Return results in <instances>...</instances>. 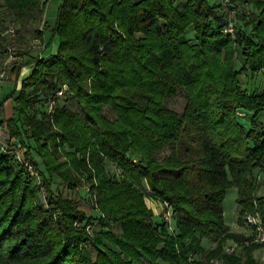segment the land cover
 <instances>
[{
	"label": "trees",
	"instance_id": "obj_1",
	"mask_svg": "<svg viewBox=\"0 0 264 264\" xmlns=\"http://www.w3.org/2000/svg\"><path fill=\"white\" fill-rule=\"evenodd\" d=\"M47 1L0 0V7L19 22L18 38L30 26L42 37L34 22ZM229 19L233 30L225 33ZM41 28L48 42L57 37L55 52L34 57L31 74L2 98L13 100L5 121L10 142H30L17 163L0 145V264H133L142 257L190 264L203 239L216 241L207 261L260 264L254 250L263 244L230 231L221 202L235 186L239 217L255 207L264 222V193H257L264 184L257 179L264 169V84L255 89L240 80L264 67V0H79L72 9L61 0ZM4 29L0 19L2 53L12 44ZM63 84L81 112L59 104L60 96L47 111L45 102ZM179 89L181 114L164 101ZM105 105L113 118L103 114ZM25 159L41 184L33 183ZM56 181L64 188L55 189ZM85 186L87 196L79 190ZM145 194L171 210V230L150 222ZM89 201L97 216L85 210ZM228 241L240 251H226Z\"/></svg>",
	"mask_w": 264,
	"mask_h": 264
},
{
	"label": "rangeland",
	"instance_id": "obj_2",
	"mask_svg": "<svg viewBox=\"0 0 264 264\" xmlns=\"http://www.w3.org/2000/svg\"><path fill=\"white\" fill-rule=\"evenodd\" d=\"M60 1L61 0H48L47 1L44 14L41 17L42 20H39L38 22H34V24L36 25V27L38 29H40V30L42 29L41 27H42L43 21H46V20L51 21L52 20L53 10L56 8L57 3H60ZM66 2H67L68 8L72 9V8L76 7L79 0H66ZM238 6H239V8H244V7H241L242 6L241 2L238 3ZM12 16L13 15L10 14V12L5 8L4 5L0 7V19H2L4 21V23H6V28L11 23H14L16 26L15 29L17 30L19 27V22L15 21ZM16 30L14 31L13 34H9L6 31H4L6 37H8L9 41H11L12 44L9 45V49L7 52H5V53L0 52V69H4L6 66H8L5 62H6L7 55H8L9 51L17 54V57L14 59V60H17V58H20V55H18V53H17L19 51V48L24 49V50H29L32 48V46H33V48L35 47L38 50L43 48V44H44L43 41L38 42L37 39H35L36 41H34L33 38L36 34H34L35 31H33L31 29V26H30V28H26L23 32H21L19 38L17 37ZM187 36L190 40L194 39L195 36H194L193 25H190L188 27ZM240 54H241L240 53V47H237V58L238 59L241 58ZM236 63L238 66L240 65V62L237 61ZM240 76H241L240 80H241V83L243 85H247L250 87L252 86V87H255V89L259 88L264 84V67L254 71V72L251 69H249V70H247L246 73H241ZM1 77H4V76L2 75ZM164 101H165V104L169 108H172L173 110H175L179 114H181L183 107H185L184 106V104H185L184 91L182 89H179L174 94L172 93V95L166 96ZM59 104H66L69 108H71L73 110H78L81 112L80 107L76 104L74 98L69 93L61 95V97L59 98ZM102 112L108 118L114 117V113H113L111 107L108 105H105L103 107ZM258 118L260 119L261 122L264 123V113H261ZM11 141L12 142H10L9 138L7 140L5 139L4 141L2 140L0 142V145L6 146L8 149L10 148L9 151L11 153L10 155H12V160H14V162L17 163L20 161L21 157L25 156L24 147L28 145L30 140L26 139L25 144H24L25 146L20 145L18 142H16L13 139ZM168 151H169L168 148H165L162 151L160 150V152L157 154V157L160 158L163 154L167 153ZM29 157L34 162L39 160L33 150L30 152ZM106 166H107V169L110 172V174H116V172H118V169L114 163H112L110 161H106ZM257 173H258L257 179L259 181H261V180L264 181V169L257 171ZM57 179L58 178L56 177V180ZM40 181H41V178H39V176H37L34 178L33 183L36 184V182H37V184H41ZM143 185L146 186L145 182L143 183ZM53 187L55 189H63L64 188V186L62 184H60L58 181H56L53 184ZM140 188L143 190V187H140ZM79 190H80L81 194H84V196H87L86 195L87 194L86 193V190H87L86 186L79 188ZM36 191L38 193L37 196L39 197L40 202L43 203L44 205H46V197H45L46 193L44 192L42 187L39 186L38 189H36ZM257 193L258 194L264 193V184H262L258 188ZM235 194H236V189L234 186L228 187V189L225 192L223 202H221L223 205L224 218H225L227 224L230 225L232 228L235 226V223H236V224H238V228L244 229L245 227H248L249 225L246 226L247 224L244 221V218H243L244 216L239 217V215H238V209L239 208H238V205L235 201ZM44 197H45V199H44ZM145 202L153 211V215L150 218V222L155 223V224L164 222L167 225L168 230H171V228L174 227L173 225H174V219L175 218L172 217V213H171L170 209H168V210H170V213H168V210L164 207V205H163L164 203L160 199H158V198H156L150 194H145ZM88 204H89V207H84L85 210L88 211L89 215L97 216L98 215L97 209L94 206L92 207V203L90 201L88 202ZM58 211H59V209L57 210V212ZM96 223H98L96 220H93L92 222H90L87 230H89L90 232H93L94 231V224H96ZM73 224L77 227L81 226L80 225L81 223L79 221H74ZM233 232H234V230H233ZM247 232H249V230L248 231L247 230L239 231L238 233H242L245 235L251 234V236L253 237V235H252L253 230L250 231L251 233L250 232L247 233ZM201 244L203 246V249L201 251L195 252V254L192 256L193 261H194V262H192V264H195L196 261H199L202 264H224L221 259H212L210 261H207V259L205 257L206 251L208 249L214 247L216 244V241L203 239V240H201ZM86 247H87V245H86ZM224 247L225 248L228 247V248H230L231 251L233 250L234 252L240 251V247L238 246V244L233 243L232 241L225 242ZM263 256H264V254H262V256H260V257L257 256V260L260 264L264 263V261H263L264 257ZM157 262L161 264L160 259H158ZM133 264H153V263L148 261L146 258L142 257L141 261H139V262L134 261Z\"/></svg>",
	"mask_w": 264,
	"mask_h": 264
},
{
	"label": "crops",
	"instance_id": "obj_3",
	"mask_svg": "<svg viewBox=\"0 0 264 264\" xmlns=\"http://www.w3.org/2000/svg\"><path fill=\"white\" fill-rule=\"evenodd\" d=\"M58 5V3H57ZM49 32L44 28H42V37L34 36L38 42L43 41V48L38 50L37 48H32L29 50H25V53L20 55V58H17V63L15 66H11L14 60L10 63V65L6 66L4 69H0V74L3 73L4 77L0 76V101L3 100V96L7 94L12 88L18 89L21 85L23 79L28 77L33 69L34 60L33 58L38 57H45L55 52L57 46V37H51L49 39ZM16 61V60H15ZM19 62H22L19 64ZM10 116H13V100L12 98H6L2 101V105L0 106V120H3V123L0 124V142L3 140H7L9 137L7 127L5 125V121ZM235 187V186H234ZM236 189V187H235ZM236 197V194H235ZM225 219V218H224ZM226 222V220H225ZM227 224V222H226ZM228 225V224H227ZM229 230L234 232H239L243 230L252 231L251 226L245 227L244 229L238 228V224L235 223V226L232 228L230 225ZM247 232V233H249ZM251 233V232H250ZM251 235V234H250ZM264 254V245L258 247L254 250V256L257 259V256L260 257Z\"/></svg>",
	"mask_w": 264,
	"mask_h": 264
},
{
	"label": "built area",
	"instance_id": "obj_4",
	"mask_svg": "<svg viewBox=\"0 0 264 264\" xmlns=\"http://www.w3.org/2000/svg\"><path fill=\"white\" fill-rule=\"evenodd\" d=\"M229 0H223V3H228ZM16 26L14 23H11L6 29H4L7 33L9 34H13ZM233 30V22L232 20H228L227 24L222 28V31L226 32H232ZM17 57V54L13 53V52H8L7 55V59H6V64L10 65V63L12 62V60H14ZM3 73L0 74V76H2ZM66 89V85L63 84L62 86H60V88L56 91L55 96L53 97H48L47 101L45 102V106L47 111H52L56 102V97L60 96L63 94V92ZM24 159V158H22ZM24 165L26 167V170L28 172L29 175H31L32 177H37L38 173L35 170L32 162L30 160H24ZM264 166V164H263ZM169 209V208H168ZM167 209V210H168ZM168 213H170V210H168ZM170 215V214H169ZM244 221L247 225L251 226L252 230H253V240L255 242L258 243H262L264 245V222L261 218V215L259 214V212L256 210V208L254 207L252 210L250 211H246L244 214ZM226 251H231L230 248L226 247L225 248ZM264 257V256H263ZM192 254L189 255V260L192 261ZM264 261V258H263ZM192 264V263H190Z\"/></svg>",
	"mask_w": 264,
	"mask_h": 264
}]
</instances>
